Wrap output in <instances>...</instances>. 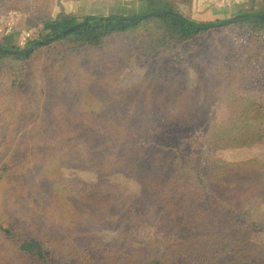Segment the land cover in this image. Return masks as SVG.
<instances>
[{
  "label": "trees",
  "instance_id": "obj_1",
  "mask_svg": "<svg viewBox=\"0 0 264 264\" xmlns=\"http://www.w3.org/2000/svg\"><path fill=\"white\" fill-rule=\"evenodd\" d=\"M23 1L0 0V11L25 10ZM158 1L163 14L121 17L77 16L61 5L52 9L55 0H36L9 48L28 49L86 24L26 53L0 51V122L17 119L0 139V264H258L235 227L239 221L263 231L264 264V220L221 198L218 187L228 183L230 165L217 164L216 148L215 162L207 163L211 144L198 134L208 127L211 105L245 75L239 55L261 56L255 46L264 42V0H247V8L239 3L244 0H230L231 18L212 21L190 17L187 3L174 9L168 0ZM240 41L243 51L232 57L227 46ZM200 43L208 50L200 55L205 68L199 71L211 74L204 84L214 85L218 96L193 87L182 72L180 83L175 79L177 95L162 97L160 108L168 112L162 119L115 114L113 124L94 110L98 93L117 85L132 63L145 67ZM172 64H179L177 58ZM261 88L228 125L233 146L261 137L242 129L248 121L264 128V83ZM94 118L105 137L98 144L88 132ZM71 160L92 174L68 176ZM108 212L115 216L112 231L103 218ZM155 246L162 253H153Z\"/></svg>",
  "mask_w": 264,
  "mask_h": 264
},
{
  "label": "rangeland",
  "instance_id": "obj_2",
  "mask_svg": "<svg viewBox=\"0 0 264 264\" xmlns=\"http://www.w3.org/2000/svg\"><path fill=\"white\" fill-rule=\"evenodd\" d=\"M35 2L36 0H24L22 5L25 10L0 11V19H3V17L6 20L9 19L7 24L0 25L1 46L8 47L11 45L16 27L21 21H24L28 11L33 9ZM168 2L171 4V8L174 9L187 3L188 15L200 21L229 20L230 15L235 10L230 0H187V2H184V0H168ZM239 3H242V6L246 8L250 6L247 0L239 1ZM60 5L77 16L109 15L113 13L121 17L145 16L153 11H161L159 9L163 8L158 0H55L52 9H58ZM219 39L225 40L222 36ZM241 42H234V44L227 46V51L232 57L241 54L243 51V47L242 49L239 48ZM255 47L260 50L261 56L258 58L239 55V58H241L239 61H242L241 66L245 75L229 84L230 86L226 88L224 97H218L217 102L211 105L208 127L198 130V134L204 138L205 143L211 144L210 154L206 158L207 163L215 162L211 159V155L212 150L216 148L217 152H220V158L216 161L217 164L228 163L227 165H230L231 174L226 176L228 183L221 184L222 186L218 187L221 198L231 206L246 207L253 220L259 221L264 220V128L259 130L257 123L252 126V122L248 121L242 129L252 135L261 137L257 138L253 144L244 147H236L231 144L236 140L233 139L234 132L228 128L233 117L237 113H241L246 107L251 106L254 97L262 92L261 86L264 83L263 40L258 41ZM206 50L208 48L201 45V43L198 45L192 44L179 48L175 53L163 54L161 58L157 59L153 58L149 65L145 67H139L138 63H136L137 66L132 63L131 67L134 65L133 68L123 74L117 85L113 84L98 93L96 98L98 104L94 106L96 108L94 110L109 117L113 124H115V114H128L130 117H137L138 119L150 117L162 119L168 114V112L163 113L160 108L164 102L162 97L177 95L178 82L180 83L178 78L179 75H182V72L184 75H190V82L193 87L210 88L205 86L204 83L208 82L207 80L211 78V74L205 73L206 75L203 76L201 75L203 72L199 71L200 67L205 68L202 62L199 63V58ZM176 58L179 64L173 66L172 60ZM247 58L251 62L247 61ZM181 68H183V71L180 70ZM213 87L214 85L210 88L211 91L214 92L215 96H218V91ZM154 92H156L155 95L152 94ZM62 93L65 92L60 91V95H63ZM65 95L66 100L68 95L66 93ZM146 100L151 101L150 104ZM150 105L157 107L159 111L152 106L149 108ZM94 120L95 123L88 129V132L91 134L92 143L98 144L104 141L105 137L98 130L100 122L97 118H94ZM16 122L15 115L6 117L4 121L0 122V139L7 134L12 124ZM51 123L54 125L52 121ZM78 125L81 130L85 127L83 123ZM16 126L22 129L21 122L17 123ZM50 130H52V127L48 129V132ZM77 168L75 161L71 160L66 167L67 175L72 176L77 173L82 178L83 174H92L91 172L83 173L84 168ZM203 168L209 171L207 165H203ZM94 174L96 181H100V174ZM49 184V182H45L47 189ZM214 184L217 185L218 182L214 181ZM229 210L230 208H228ZM103 218L107 222V229L112 231L115 216L108 212L103 215ZM235 227L244 236L243 245L250 251L248 254H250V257H254L259 264L263 251V231L255 229L243 223V221L236 223ZM104 231L110 239H113V232H107L105 229ZM152 247L149 246V251ZM144 251L149 252L148 249H144ZM152 252L155 254L162 253L156 246Z\"/></svg>",
  "mask_w": 264,
  "mask_h": 264
},
{
  "label": "water",
  "instance_id": "obj_3",
  "mask_svg": "<svg viewBox=\"0 0 264 264\" xmlns=\"http://www.w3.org/2000/svg\"><path fill=\"white\" fill-rule=\"evenodd\" d=\"M165 13L164 11H153L151 13H148L147 15H145L146 17H150V16H154V15H160V14H163ZM166 13H173L171 11H167ZM239 16H236L234 18H232L231 20H235L237 19ZM264 18V17H263ZM84 24H86V21H83V22H80V23H77V24H74L68 28H65L51 36H48L47 38H44V39H41L39 41H37L35 44H33L31 47H29L28 49H17V48H9V47H3V46H0V51H3V52H8V53H26V52H29L31 50H33L35 47L47 42L48 40L50 39H53L55 37H58L62 34H66L68 32H71L75 29H78L80 27H82Z\"/></svg>",
  "mask_w": 264,
  "mask_h": 264
}]
</instances>
